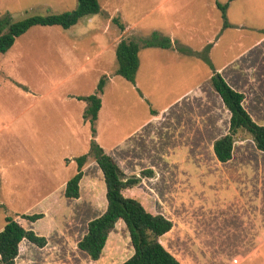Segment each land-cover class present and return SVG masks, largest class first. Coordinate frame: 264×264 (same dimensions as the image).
I'll use <instances>...</instances> for the list:
<instances>
[{
  "label": "rangeland",
  "instance_id": "374dc122",
  "mask_svg": "<svg viewBox=\"0 0 264 264\" xmlns=\"http://www.w3.org/2000/svg\"><path fill=\"white\" fill-rule=\"evenodd\" d=\"M98 1L100 12L77 25L32 27L10 51L0 54V230L12 216L25 227L43 231L40 235L47 239L43 247L24 240L17 264H121L133 254L122 221L110 232L99 260L77 246L88 222L107 206L103 173L92 156L84 167L79 198L64 196L66 182L77 172L75 159L90 150L92 138L90 122L83 116L87 102L78 96L95 93L103 75L108 78L96 140L124 177H141L126 193L147 209L166 213L172 223L189 226L175 227L162 237L165 247L184 264H264V220L253 221L248 212L241 216L229 180L234 172L227 173L211 149L228 132L230 112L210 83L212 75L221 73L244 93L252 119L264 125V0ZM227 3L230 25L225 27L217 4ZM77 4L0 0V19L10 16L16 22L62 13ZM153 30L171 34L176 41L168 50H140L136 83L115 74V49L97 70L69 71L66 95L65 88L51 85L58 78H46L56 76L44 69L55 60L44 50L49 39L59 42L64 33L92 32L101 40L114 37L118 44L121 39H144ZM156 114L159 121L153 125ZM240 140L264 155L247 130H238L235 141ZM182 146L189 147L188 160L190 155L198 161H189L185 173L168 160ZM240 151L237 147L235 160ZM144 171H152V177L143 176ZM32 213L44 217L35 223L21 217ZM243 220L263 227H244ZM191 241H197V247H191Z\"/></svg>",
  "mask_w": 264,
  "mask_h": 264
},
{
  "label": "trees",
  "instance_id": "16d2710c",
  "mask_svg": "<svg viewBox=\"0 0 264 264\" xmlns=\"http://www.w3.org/2000/svg\"><path fill=\"white\" fill-rule=\"evenodd\" d=\"M77 7L62 13L47 15H33L23 20L12 22L10 16L0 19V54L11 49L16 39L35 26H60L68 29L77 24L82 18L100 12L98 0H77ZM223 10L222 16L225 27L230 24L226 20L225 5L217 4ZM119 27L125 26L114 18ZM172 46L169 36L159 30H153L144 39H121L116 46L118 67L115 74L135 83L139 68V51L142 48H164ZM107 76L103 75L96 91L88 96H78V99L88 103L84 111V118L91 125L92 138L90 150L75 159L77 172L67 182L64 196L77 199L80 196V182L84 176V167L88 158L92 156L99 165L106 186L107 206L103 213L91 219L87 231L77 242L78 248L85 252L92 260L100 259L110 232L119 221H122L129 233L134 249L133 254L121 264H181V262L161 243L160 237L169 232L173 223L160 213L149 211L138 199L126 193L141 181V177H124L114 159L104 151L96 140V120L102 106L101 94L104 91ZM210 83L230 112L229 130L222 137L215 140L213 150L217 160L227 162L232 158L233 145L238 130L245 129L252 134L256 147L264 152V125L255 122L243 105L244 93L235 90L221 75L215 73ZM143 176L152 177V171L142 172ZM22 218L31 223L42 219L44 213L22 214ZM28 242L43 247L47 244L45 236L38 234L32 228L23 226L15 217L7 216L3 228L0 230V264H16L20 251V244Z\"/></svg>",
  "mask_w": 264,
  "mask_h": 264
},
{
  "label": "crops",
  "instance_id": "0c3cea01",
  "mask_svg": "<svg viewBox=\"0 0 264 264\" xmlns=\"http://www.w3.org/2000/svg\"><path fill=\"white\" fill-rule=\"evenodd\" d=\"M169 37L172 40V47H173L176 41V37H174L171 34ZM74 39L86 40L87 44L74 45L71 42V40H74ZM103 39L101 40L99 35L94 34L92 32L91 33L90 32L80 33L78 35L64 33L59 42H55V40H52V39H49V40L46 39L47 41H46L44 50L45 52H47L48 55L54 56L55 60H54V63L51 60L49 61L51 63L44 65V69L48 72L55 73L56 75L54 76L52 74L51 75L47 74L46 78L48 77L51 78L52 76L54 78H58L57 81L51 83L52 87L55 88L59 86L60 88H65V95H66L67 82H68L67 73L69 71L79 70V71L86 72L89 70H94L96 68L99 69L105 63H107L109 61L110 52L113 49L116 50L117 44L115 42L114 37L110 41L106 39L103 40ZM17 40L18 39H16L15 43L13 44L11 48L15 46ZM174 51H176V49L175 50L173 49V52ZM57 62H59V64ZM139 65H140V58H139ZM102 71H104V69H102ZM108 80L110 81L111 79H108ZM17 83L23 86H27L21 82H17ZM135 83H136V77H135ZM244 102H243V105H244ZM87 106H88V103H87ZM244 107L246 108L245 105ZM101 108L99 110V113L101 111ZM64 111L65 112H64L63 119L66 121L67 111L66 109ZM84 111L85 110H83V114H84ZM99 113H98V117H99ZM157 117H158V114H156V116L154 115L152 116L153 125H156V123L159 121ZM64 125L66 128L67 124L65 123ZM61 130L62 128H60V131ZM96 137H97V132H96ZM245 142L248 143V141H242V140H240L239 142L237 141L234 142L232 158L229 161L220 162L219 160L216 159L217 160L216 162H218V164L225 165L226 170L228 169L227 173L228 172L231 173V171L234 172V176H231L232 178L230 177L229 180L232 183V189L234 193L238 196V200H239L238 211L240 210L241 216L245 217L246 212H248L249 214L248 218L252 217V220L257 222V221H260V219L264 220V160H263L264 155L254 153L251 146L249 145V148H248V144ZM125 143L126 141L123 144ZM237 147H239L241 151H240L239 159L235 160V151ZM188 148H189L188 146H182L180 149H177L175 152H172L171 154L172 156L171 155L168 156L170 157L168 160H172L171 162L172 164H174L177 171L179 168H183V171L185 173L187 171L189 161L191 162L194 160V162L195 161L198 162L197 160L193 159V157H191L190 155H189L190 160L187 159L186 153L189 152ZM211 149L213 150V147ZM173 154L177 155V157L175 158ZM181 157L182 159H180ZM153 213H156V212H153ZM160 214H163L164 216L166 215V213L164 212L163 213L161 212ZM243 225L244 227H249V226L257 227L258 226V225L251 226L247 220H243ZM175 227H189V226L183 223H180V224L177 223L176 225L175 222H173L172 229L166 234H164L162 237L170 234L175 229ZM258 227H263V226L259 225ZM28 228H32L35 230V227H32V226H29ZM36 232L38 234H41V233L43 234V231L41 230L36 231ZM162 237H160V241L163 244ZM196 242L197 241H193L191 244V247L193 246L197 247L195 245H197L198 242L197 243ZM240 245L244 246V243L241 242ZM169 251L180 261V259L171 250ZM180 262L181 264H184L182 261Z\"/></svg>",
  "mask_w": 264,
  "mask_h": 264
}]
</instances>
